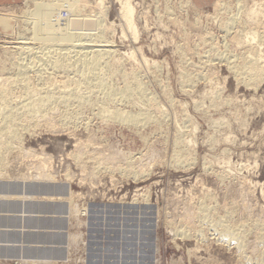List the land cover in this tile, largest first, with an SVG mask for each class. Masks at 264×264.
Returning <instances> with one entry per match:
<instances>
[{
	"label": "rangeland",
	"instance_id": "obj_1",
	"mask_svg": "<svg viewBox=\"0 0 264 264\" xmlns=\"http://www.w3.org/2000/svg\"><path fill=\"white\" fill-rule=\"evenodd\" d=\"M209 1L129 0L136 38L120 15L124 0H75L66 9L78 17L60 24V0H21L7 15L15 27L0 35V85L14 73L19 35L24 47L42 36L49 46L85 39L113 51L87 82L105 78L119 94L82 86L80 68L27 73L29 85L70 102L23 119L5 152L0 264H264V79L241 70L247 33L260 35L264 67V17L245 16L255 4L264 12V0ZM28 11L39 30L22 21ZM132 77L147 101L118 97ZM99 106L151 119L107 120Z\"/></svg>",
	"mask_w": 264,
	"mask_h": 264
},
{
	"label": "bare ground",
	"instance_id": "obj_2",
	"mask_svg": "<svg viewBox=\"0 0 264 264\" xmlns=\"http://www.w3.org/2000/svg\"><path fill=\"white\" fill-rule=\"evenodd\" d=\"M74 1L75 0H60V2H59L60 3L59 5L61 6L62 10L65 11L67 14H69L70 17H73V16L78 17L77 12H75L73 10L69 11L68 9H66L68 7H71V6H74V8H75L76 5L75 4L72 5V2H74ZM99 3L102 4V2H99ZM262 4H255L253 7L248 8V10L247 9L245 10V16L248 18V20L255 23L256 20H258L257 19L258 17H264V12L261 11V7H262L261 5ZM45 6H46V8H50L51 5L49 3H46ZM120 7H121L120 15H121V18L123 19V22L125 23L126 28L130 31L132 36L134 38H136V29H135V23H134V9H133L131 3L129 2V0H124V2H122ZM216 7H218L217 4L215 5V8ZM59 13L61 14V12H59ZM238 14L239 13H237V16H238ZM97 15L99 16L98 18H102L105 16L103 12H101ZM36 16H37V13L30 12V11L25 12L22 14V21L24 23L25 22L33 23L35 28L37 30H39L41 28V26H40V24H41L40 20L41 19L40 20L35 19ZM82 21H85V20L82 19ZM72 23H73V20H72ZM93 24H95V26L98 27V29L100 31L99 33L101 34V21H95V22L93 21ZM77 33L73 34V36H76ZM82 35L85 36L86 33L82 34ZM259 37H260V35L258 36V33L256 34V32L246 34L247 41H245L246 43H243V44H247V47L248 46L250 47L249 52H247L249 54V56L244 58L245 59L244 68H242V69L239 68V70L240 69L244 70L248 75L247 78L249 80H252V81L253 80L261 81L264 79L263 74H262L263 78L261 77V73H264V71H263L264 67H263V65L261 66V63H260L262 60V57H261L262 54H261V49L258 48V46L261 45V41H259V39L261 37L260 38ZM23 39L24 38H22L19 35L18 40L22 41ZM243 39H244V37H243ZM246 39H244V40H246ZM50 40H51L50 38L42 36V38L40 40L41 42L38 44L39 46H37V47H30V46L24 47L25 45L30 44V43H25L24 41L23 42L19 41L18 43H16V46L19 45V47H13L15 50L18 49L20 52L19 54H17V57L15 59L12 58V60H14V61L11 62L10 70H8V71H11L12 69H14L13 70L14 73H9V75L12 74V76L10 75L11 77H6L5 83L0 85V166H2V164L4 163L5 152H7L9 150L11 151V149L13 148L12 145H14L13 142L18 139V128H20L22 126L20 122H23L22 121L23 119H25V118L33 119L36 117L38 118V116L42 115L41 113H43V112L45 113L46 110L50 107L49 106L48 108H46L47 105H51L52 103L54 104L57 102H61V103L67 102V100L69 99L68 98L67 100H65L68 95H65L62 93L59 94V97H53L54 96L52 94L53 92L48 91L42 85H40V87L38 85H37V87L29 85L28 81H27V79H29L28 75H27L28 72L30 73L33 70H35L36 72L37 71L40 72L42 70H52V71L61 70V71L68 72L70 70L69 72H71L72 71L71 69H73V68H75V70L78 69L77 71H79V68H80V69H82V71H84L86 73L85 76H87V75L88 76L85 78V76H83L84 74L80 72L81 75L79 74L78 77L80 78V76H82V79L85 78L84 81L86 82V84L84 82V85H83L82 84L83 81L78 82V79H79L78 78L77 79L78 84H76L77 86L82 84V86L86 85V87H88V88L89 87H92L94 89L96 88V89H98V93L101 91L102 94L105 95V97L106 96L107 97L113 96L115 93H117L119 91L118 90V91L114 92L111 89V87H109L110 85L109 86L107 85L108 80H107V84H105L103 82V81H105L104 80L105 78L102 79L103 75L101 76L102 81L100 80V81H96L94 83L90 82L91 80H93V79H90V76L96 77V76H98L97 74L101 73L100 71L102 69V66L100 65V61L103 60L104 57L111 55V53L113 52L112 48L110 47L111 45H109V44L108 45H98V44L96 45L91 40L93 45L87 44L88 47H86L83 44L85 39H82V40H80V39L79 40L78 39L72 40L71 39L69 43H61V42L53 43L52 42L53 45L49 46ZM254 46H257L256 49L258 48L257 49L258 53H257V51H254L255 50L253 48ZM1 47L3 50H9V48H11V47H3V46H1ZM95 48H97V49L94 50ZM252 48L254 49V50H252L253 52H251ZM42 50H47V52L42 53ZM64 51H66V52L63 53ZM5 52L6 51H4V54H5ZM8 53H9V51H8ZM69 54H73V55H69ZM21 56H24V58H21ZM72 72H74V71H72ZM241 73H244V72L241 71ZM75 76H76V74H75ZM89 79H90V81L87 82ZM97 80H98V78H97ZM1 81L2 80H0V82ZM131 81L134 82V77H132V79L130 78V83H129V81H128V84L125 83L126 88L123 87L124 90L122 89V91H120V95L119 96L117 95V96L119 98H120V96H123L124 98L125 97L130 98V96H131V98H132L135 95L138 97V100H140L142 98L144 101H147L148 98L145 99L146 97H144L145 94L143 93L142 85L140 83H138L137 81H136L137 83L136 82L133 83ZM17 87H19L20 90L22 89V91H21L22 95H21V100H19V102L14 105L15 100H13L14 98L13 99L11 98L13 96V95L11 96V94H12L14 88H17ZM86 87H84V89ZM87 90L90 91L89 89L86 88L85 91H87ZM71 92H69L67 94L71 95ZM74 92H76V91H74ZM90 93H89V95L93 94V93H91V94ZM99 94H101V93H99ZM118 94H119V92H118ZM73 96H76V95L73 94ZM13 97L17 98L16 96H13ZM118 97L114 96L115 99H117ZM87 98H88V95H87ZM110 98H112V97H110ZM18 99H20V96L18 97ZM77 99L79 100L80 97L76 96V98H74V100H76V101H77ZM85 99H86V96H85ZM142 99H141V103H142ZM83 100H84L83 98L80 99L81 102ZM86 100H88V99H86ZM80 101H78L77 103H79ZM88 101H87V103H89ZM121 101H123V99H121ZM149 101L151 102L150 99H149ZM110 102H113V100ZM82 103L85 104L86 101H84ZM143 103L146 104V102H143ZM67 104H68V102H67ZM55 105H57V104H55ZM103 106L102 107L99 106L100 107L99 112H100L101 116L105 117L107 120L108 119H113V120L116 119V120H120L121 122L123 121V122L131 123V124H136V126H137V124L139 125V123L141 124L142 122L144 123V122L149 121L151 119L150 118L151 115H148L149 110L147 111V113H146V111H143L140 114L129 115V116L125 115L124 116V114L112 112L111 109H110L111 110L110 111L108 107H107L108 108L107 109L106 107H103ZM25 121H26V119H25ZM34 121H36V120H34ZM25 123H23V125ZM220 233L223 236L227 237L228 239H231L232 236L234 238V236L236 235V234L232 235L234 233H231L229 228L222 229Z\"/></svg>",
	"mask_w": 264,
	"mask_h": 264
},
{
	"label": "crops",
	"instance_id": "obj_3",
	"mask_svg": "<svg viewBox=\"0 0 264 264\" xmlns=\"http://www.w3.org/2000/svg\"><path fill=\"white\" fill-rule=\"evenodd\" d=\"M20 3L21 0H0V35H7L13 32L15 23L7 15L15 11ZM201 5H204V3H201Z\"/></svg>",
	"mask_w": 264,
	"mask_h": 264
},
{
	"label": "built area",
	"instance_id": "obj_4",
	"mask_svg": "<svg viewBox=\"0 0 264 264\" xmlns=\"http://www.w3.org/2000/svg\"><path fill=\"white\" fill-rule=\"evenodd\" d=\"M65 7V6H64ZM68 18V15H67V13L65 12V11H61V14L59 15V17L57 18L58 20H56V21H59L58 23L60 24V23H63V21H65L66 19ZM52 23H56V22H54V21H52ZM58 24V25H59Z\"/></svg>",
	"mask_w": 264,
	"mask_h": 264
}]
</instances>
